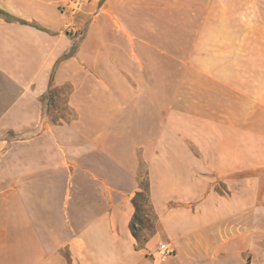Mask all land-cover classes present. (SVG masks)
<instances>
[{
    "label": "crops",
    "instance_id": "obj_1",
    "mask_svg": "<svg viewBox=\"0 0 264 264\" xmlns=\"http://www.w3.org/2000/svg\"><path fill=\"white\" fill-rule=\"evenodd\" d=\"M72 1L0 0V264H264V0Z\"/></svg>",
    "mask_w": 264,
    "mask_h": 264
},
{
    "label": "rangeland",
    "instance_id": "obj_2",
    "mask_svg": "<svg viewBox=\"0 0 264 264\" xmlns=\"http://www.w3.org/2000/svg\"><path fill=\"white\" fill-rule=\"evenodd\" d=\"M136 216L133 224L134 232L140 242H143L152 232L154 225V216L145 194H142L136 200Z\"/></svg>",
    "mask_w": 264,
    "mask_h": 264
},
{
    "label": "built area",
    "instance_id": "obj_3",
    "mask_svg": "<svg viewBox=\"0 0 264 264\" xmlns=\"http://www.w3.org/2000/svg\"><path fill=\"white\" fill-rule=\"evenodd\" d=\"M71 4L72 5L68 7L71 12L77 11L81 7V2L79 0H73ZM61 10L64 11L65 7H62ZM81 31V28L75 25H69L66 28V33L72 37H79L81 35ZM173 254L174 249H172L166 243H159L155 259L161 262L164 261L166 258L172 256Z\"/></svg>",
    "mask_w": 264,
    "mask_h": 264
},
{
    "label": "trees",
    "instance_id": "obj_4",
    "mask_svg": "<svg viewBox=\"0 0 264 264\" xmlns=\"http://www.w3.org/2000/svg\"><path fill=\"white\" fill-rule=\"evenodd\" d=\"M135 204V203H134ZM135 206H136V204H135ZM136 209H137V206H136ZM132 233H134V230H133V228H132ZM134 235H135V233H134Z\"/></svg>",
    "mask_w": 264,
    "mask_h": 264
}]
</instances>
